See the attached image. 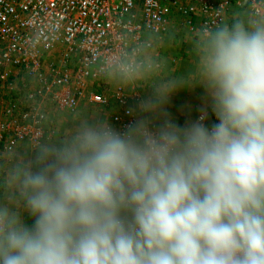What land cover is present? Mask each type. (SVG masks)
<instances>
[{
  "label": "clouds",
  "instance_id": "9594fccd",
  "mask_svg": "<svg viewBox=\"0 0 264 264\" xmlns=\"http://www.w3.org/2000/svg\"><path fill=\"white\" fill-rule=\"evenodd\" d=\"M212 15L179 74L150 44L109 59L148 90L123 128L85 113L0 151V264H264V13ZM194 87L180 125L166 105Z\"/></svg>",
  "mask_w": 264,
  "mask_h": 264
},
{
  "label": "built area",
  "instance_id": "2783aa9c",
  "mask_svg": "<svg viewBox=\"0 0 264 264\" xmlns=\"http://www.w3.org/2000/svg\"><path fill=\"white\" fill-rule=\"evenodd\" d=\"M233 1L0 0V91L25 92L28 103L14 116L8 105L3 107L11 118L0 123V151L47 135V104L73 111L86 97L105 110L116 128H123L135 118L133 106L124 89L117 87L109 95L102 91L109 59L159 39L175 15L191 32L212 24V13L221 6L226 18ZM247 2L249 13H264V0ZM19 72L34 87L17 81Z\"/></svg>",
  "mask_w": 264,
  "mask_h": 264
},
{
  "label": "rangeland",
  "instance_id": "374dc122",
  "mask_svg": "<svg viewBox=\"0 0 264 264\" xmlns=\"http://www.w3.org/2000/svg\"><path fill=\"white\" fill-rule=\"evenodd\" d=\"M246 4H243L239 7H230L227 12H229V19L236 15V14H244L249 13V5L246 0H244ZM182 20V21H181ZM194 32L187 30V27L184 24L183 19L175 15L172 19H170L167 31L162 34V36L159 39H155L153 43H150L152 45L156 52L159 54L161 58H163L166 62L169 68L174 72L179 74L181 71H184L187 69V67L190 65L188 62L189 57H191V43L188 39L190 34H193ZM58 58L57 55L52 56V61H55V59ZM187 59V60H183ZM178 60L180 61L178 64ZM20 74L17 76V81H22L24 83L30 84L31 87H34L33 83L26 77L23 76L22 72H19ZM107 86L103 87L102 91L105 94H110L111 91L117 88V86L113 83V81L108 78L107 79ZM127 100L129 105L133 106L131 104V101L137 102L138 96L146 95L148 90L144 89H137L136 93L129 94L128 89H124ZM25 92L21 93H13L11 91H3L0 96L3 98V105L0 106V123H5L8 120H10L11 116L10 113H7L3 110V107L8 105L10 109L13 111V116L17 113L23 111L28 104L25 99ZM17 103V108H12V105H15L14 102ZM205 102V101H203ZM203 106V105H202ZM114 108V107H113ZM107 111H109V108H106ZM87 111V112H86ZM105 110L97 105H93L88 102L87 98H82L80 102L77 104L75 109L73 111H67V110H58L52 107V105L47 104L44 106V113H45V124L44 128L46 131V134L55 132L57 129L62 127H69L73 119L80 114H95V113H104ZM212 113V112H211ZM190 116V115H189ZM212 119H210L211 123H215V116L212 114ZM185 120V116H182ZM211 118V117H210ZM176 123L179 119V116L176 118H173ZM181 125V123H180ZM26 143H20L19 145H25Z\"/></svg>",
  "mask_w": 264,
  "mask_h": 264
},
{
  "label": "crops",
  "instance_id": "0c3cea01",
  "mask_svg": "<svg viewBox=\"0 0 264 264\" xmlns=\"http://www.w3.org/2000/svg\"><path fill=\"white\" fill-rule=\"evenodd\" d=\"M243 4H246L244 0H234L233 3L231 4V8L239 7ZM226 19L230 21L229 12H227ZM187 59L188 62L191 63V57ZM187 59H183V60H187ZM179 62L180 61L178 60L177 64ZM135 103L136 102L131 101V104L133 106ZM202 107H206V93L204 89L200 87H194L188 89H181L177 93H175L170 98L168 104L166 105V110L168 111V113L172 118H176L177 116H179V119L177 120L178 124L181 123V125H184L189 120L197 119L201 115L200 109ZM207 111H208V115H210V117H213L210 107L207 108ZM182 116H185L186 120ZM208 122L211 125V121L209 117H207L206 120V123ZM19 146L23 147L24 145H19ZM25 219L28 223H31L30 217L25 216Z\"/></svg>",
  "mask_w": 264,
  "mask_h": 264
},
{
  "label": "trees",
  "instance_id": "16d2710c",
  "mask_svg": "<svg viewBox=\"0 0 264 264\" xmlns=\"http://www.w3.org/2000/svg\"><path fill=\"white\" fill-rule=\"evenodd\" d=\"M209 119H212V117L210 118V115H208ZM208 124L210 125V123L208 122ZM212 124V123H211Z\"/></svg>",
  "mask_w": 264,
  "mask_h": 264
}]
</instances>
